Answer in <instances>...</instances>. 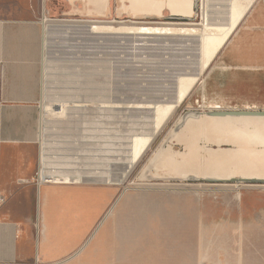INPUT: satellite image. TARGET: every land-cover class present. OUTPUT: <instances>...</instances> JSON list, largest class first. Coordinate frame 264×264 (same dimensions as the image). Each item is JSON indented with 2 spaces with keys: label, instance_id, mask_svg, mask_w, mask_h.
<instances>
[{
  "label": "rangeland",
  "instance_id": "rangeland-1",
  "mask_svg": "<svg viewBox=\"0 0 264 264\" xmlns=\"http://www.w3.org/2000/svg\"><path fill=\"white\" fill-rule=\"evenodd\" d=\"M131 2L136 14L158 17L163 16L170 2L193 5V0ZM230 2L199 0L194 22L179 23L169 21L167 11L163 18L133 19L119 13V0H111L105 17L86 20L97 16L85 14L84 1L52 0V113L59 110L54 103L62 100L68 102L84 98L88 103L99 100L105 104L101 107H70L66 111L69 120L52 124L55 127L52 131V152L56 154L55 161L60 172H74L87 181L101 178L116 182L118 177H124L130 166L131 139L150 130L155 106L167 107L176 103L180 78L192 77L193 87L189 86L188 96L169 112L163 131L148 153L122 184L101 182L99 185L104 191L100 190L99 198H103L104 203L108 199H116L115 204L122 198L118 210L136 204L137 210L158 212L179 206L190 208L193 203L189 201L195 194L201 193L221 203H224L225 195L236 196L238 191H218L240 186L236 184L213 186L199 182L173 184L138 180L154 151L187 111L264 108V0L255 1L230 43L210 68L200 74L198 47L205 33L204 22L224 21ZM90 23L118 28V33L91 32L84 28ZM66 25L73 27L65 29ZM150 27H164L169 33H133L134 28ZM79 119H83L88 127L85 130L87 140L81 143L84 151L89 152L88 158L79 155L80 147L73 142L82 134ZM97 138L98 149L95 145ZM96 152L99 161L103 162L99 172L92 168L97 162ZM37 201L38 197L36 205ZM77 208L75 205L72 209ZM94 208L92 204L88 207L91 210ZM72 221L66 228L65 244H95L109 227L107 223L101 229V224L98 231V219L90 211L83 219Z\"/></svg>",
  "mask_w": 264,
  "mask_h": 264
},
{
  "label": "crops",
  "instance_id": "crops-1",
  "mask_svg": "<svg viewBox=\"0 0 264 264\" xmlns=\"http://www.w3.org/2000/svg\"><path fill=\"white\" fill-rule=\"evenodd\" d=\"M51 5L0 0V264H264V184L218 189L238 191L225 195L224 203L200 193L190 208L158 212L136 204L118 210L122 198L104 203V188L91 180L38 187L43 156L55 158L52 124L67 121L52 113ZM70 100L72 107L88 103ZM79 120L82 134L73 142L88 158L81 144L88 127ZM96 153L92 168L99 172L103 162ZM89 211L98 231L109 223L107 231L95 244H65L66 228Z\"/></svg>",
  "mask_w": 264,
  "mask_h": 264
},
{
  "label": "bare ground",
  "instance_id": "bare-ground-1",
  "mask_svg": "<svg viewBox=\"0 0 264 264\" xmlns=\"http://www.w3.org/2000/svg\"><path fill=\"white\" fill-rule=\"evenodd\" d=\"M97 1L88 0V6L90 8L85 11L86 15L105 17L106 12L108 11L111 4V0ZM119 1L121 3L119 5V13L129 15L133 19H135V17L138 15H152L136 14L135 9L132 8L131 0ZM255 1L256 0H231L227 8V18L224 21L214 22L205 20V33L203 34L201 46L198 47L200 74L201 72L207 71L210 68V66L218 58L222 50L230 43L236 31L239 30V26L242 24L249 11L252 9ZM169 8L172 11H176L177 14H173L168 10H164L163 16H165V11L176 16L193 17L195 15L193 5L191 3L170 2ZM72 27L73 25H66L65 29ZM84 28L96 33H118V28L108 25H99L97 23H90ZM133 33L167 34L169 33V31L164 27H150L138 29L134 28ZM196 79L197 78H195V81ZM192 81V77L180 78L177 83L178 100L176 101V103L167 107L162 105L155 106L150 130L148 132L136 135L131 139L129 160L130 166L127 172L124 173V177H118V181L116 182H111L101 178L99 180L91 182H103L107 184L111 183L117 185L122 184L123 181L126 180V178L130 175L134 167L148 153L157 137L163 131L164 125L168 119L169 112H172L177 107V105L188 96L189 86H192ZM54 105L57 109L62 108L61 110H56L57 113L61 114V119L68 120L69 117H65L69 116L66 111L73 105H70V103L67 102L59 101L55 102ZM87 105H91L94 107L105 106V104L101 103L99 100H96L92 103L89 102L87 103ZM146 108L149 107L147 106ZM209 109L221 110L239 108ZM198 134L207 142H212L217 145H231L232 148H223L220 150L209 149L204 155L201 152V148L198 146ZM178 140L186 141L188 149L187 153H177L174 152L171 147H168L160 155V159L156 166V171L158 173L164 174L163 172H168L172 175H187L188 173H191L200 177H215L219 179H230L232 177L264 178V118L204 117L201 120H192L188 123L187 127L179 134ZM53 156L56 158L55 153L53 154ZM55 158L53 162L54 165L51 166L54 184L85 183L87 181L82 177H77V174L74 172H66V174L65 172H60L59 167H57L58 164L55 161ZM212 185L222 186L225 184L213 183ZM236 185L238 186L241 184L236 183Z\"/></svg>",
  "mask_w": 264,
  "mask_h": 264
},
{
  "label": "water",
  "instance_id": "water-1",
  "mask_svg": "<svg viewBox=\"0 0 264 264\" xmlns=\"http://www.w3.org/2000/svg\"><path fill=\"white\" fill-rule=\"evenodd\" d=\"M110 7V6H109ZM193 9L195 15L193 17L176 16L169 14L166 18L169 21L176 22H194L195 16L198 15L199 10V0H193ZM89 16V15H88ZM94 16V15H90ZM106 16V15H105ZM156 17L153 15H138L137 18H148ZM164 17V16H163ZM156 17V18H163ZM86 20H100L99 17H88ZM60 110V109H59ZM204 117H218V118H264V108L263 109H208L205 111L189 110L184 113L179 121L174 125L173 128L166 135L160 146L154 151L152 157L149 159L145 167L143 168L141 174L138 177L139 181L146 182H173V183H185V182H199V183H209V184H264V178H246V177H232L230 179H219L215 177H200L195 174L188 173L187 175H172L168 172H163L160 174L156 171V166L160 159V155L168 147H171L174 152L177 153H187L186 141H179V134L187 127L188 123L192 120H201ZM198 146L201 148V152L205 155L207 150H220L223 148L231 149V145H217L212 142H207L203 137L198 134Z\"/></svg>",
  "mask_w": 264,
  "mask_h": 264
},
{
  "label": "built area",
  "instance_id": "built-area-1",
  "mask_svg": "<svg viewBox=\"0 0 264 264\" xmlns=\"http://www.w3.org/2000/svg\"><path fill=\"white\" fill-rule=\"evenodd\" d=\"M46 158H44L43 156V162L40 166V168L38 169V171L36 172V177H35V182L38 185V187H40L42 184L45 183H52L53 184V177H52V169L51 166L54 165V159L51 157V155L49 154V156H45Z\"/></svg>",
  "mask_w": 264,
  "mask_h": 264
}]
</instances>
